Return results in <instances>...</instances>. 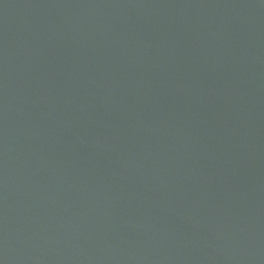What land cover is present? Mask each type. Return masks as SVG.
Segmentation results:
<instances>
[{
    "label": "water",
    "instance_id": "obj_1",
    "mask_svg": "<svg viewBox=\"0 0 264 264\" xmlns=\"http://www.w3.org/2000/svg\"><path fill=\"white\" fill-rule=\"evenodd\" d=\"M0 264H264V0H0Z\"/></svg>",
    "mask_w": 264,
    "mask_h": 264
}]
</instances>
